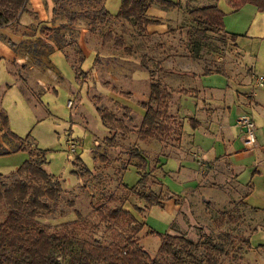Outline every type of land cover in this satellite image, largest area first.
Returning a JSON list of instances; mask_svg holds the SVG:
<instances>
[{
    "label": "rangeland",
    "instance_id": "rangeland-1",
    "mask_svg": "<svg viewBox=\"0 0 264 264\" xmlns=\"http://www.w3.org/2000/svg\"><path fill=\"white\" fill-rule=\"evenodd\" d=\"M101 1L105 2L92 0L87 7H99ZM115 1L116 13L120 6ZM178 3L175 10L164 6L168 13L163 26L156 30L140 29L111 12L112 16L99 21L92 31L89 19L67 18L66 9H80L67 0H28L16 19L2 23L0 43L12 48L16 55L7 62L0 49V111L4 110L8 116L7 129L20 138L5 132L0 121V172L10 174L29 157L30 150L43 149L47 160L44 166L61 180L65 189L53 212L43 211L38 218V223L48 229L74 230L80 236L96 237L106 244H125V237L132 235L151 257L158 256L160 238L156 233L148 234L149 228L162 234L184 233L195 241L209 236L227 249L228 254L221 256L222 264H264L263 229L256 230L250 238L252 247L259 252H247L248 247L240 241V235L250 229L252 221L249 209L240 211V199L245 191L240 189L239 195L227 167L221 170L229 180L224 175L215 176L213 169L209 171L212 164L197 154L186 153L188 161L180 163L171 156L183 151L189 138L184 135L182 116L176 111L175 94L179 85L172 86L168 81L172 77L178 80L177 74L182 77L208 67L224 70L227 63L239 62L238 52L218 26L206 29L205 36L199 39L200 48L195 51L193 41L197 32L194 30L207 24L203 21L205 17L191 15L190 10L206 5L207 1ZM147 14L158 16L148 11ZM109 30L114 39L103 42V34ZM119 37L131 48L130 52L115 43ZM80 43L94 50L86 56ZM260 48L257 65L264 64V40ZM82 56L84 73H77L74 66ZM29 65L35 66L30 78ZM253 73L264 74L252 72L251 79ZM154 81H160L171 91L169 112L175 130L168 135L143 139L139 133L145 112L141 103L148 100ZM97 105L122 119L130 131L113 128L110 123L105 125ZM237 132L234 128V133ZM111 136L113 143L108 141ZM68 139L76 142V149L69 148ZM196 139L203 141L200 134ZM131 149H138L147 161L145 187L136 186L143 169L135 164L138 158L130 157ZM161 156L164 163L160 162ZM194 158L199 168L192 164ZM85 167L91 172L87 173ZM198 171L202 183L193 190L180 192L194 186L186 175ZM250 175L247 173L248 178ZM167 182L179 193L172 192ZM252 182L254 189L250 196L261 206L264 177L256 174ZM149 190L166 198L162 205H150L140 196ZM71 200L73 204L69 203ZM108 200L122 201L125 209L145 223L143 228L134 232L126 216L112 223L102 221L93 208ZM76 210L85 217L83 224L70 223L79 218ZM5 214L1 209L0 225ZM62 261L67 264L68 259Z\"/></svg>",
    "mask_w": 264,
    "mask_h": 264
},
{
    "label": "trees",
    "instance_id": "trees-1",
    "mask_svg": "<svg viewBox=\"0 0 264 264\" xmlns=\"http://www.w3.org/2000/svg\"><path fill=\"white\" fill-rule=\"evenodd\" d=\"M27 1L0 0V25L5 21L16 19ZM67 1L80 7L79 10L66 9L67 18L70 21H74L78 17L89 19L92 31L96 29L99 21L112 16L102 1L99 7L93 8L87 7V4L92 0ZM154 2L168 7L178 6V3L172 0H122L114 16L131 21L140 29H145L150 23L160 22V19L147 14L149 7ZM245 3H252L264 11V0H232V6L235 8ZM190 14H199L206 18L203 21L207 26L205 28L197 27L194 30L197 34L193 45L197 51L200 48L199 39L205 36L206 29H210L212 26L223 27L224 12L216 4H210L193 8L190 10ZM232 37L235 38L236 35L232 34ZM112 39H114V34L111 30L103 34V42ZM115 43L118 46H124L126 51H131L129 46L124 45L121 37L116 38ZM83 60L84 56L78 59V65L74 66L77 73L83 72L81 69ZM158 63L159 61H157ZM215 70L221 69L216 68ZM204 71H212V69L208 67ZM170 97V89L160 81L151 83L148 100L141 103L145 108L139 127L141 138L168 135L175 130L172 123L173 116L169 112ZM97 110L105 125L110 123L113 128H120L124 132L130 131L122 119L116 117L106 108L97 105ZM7 119V114L1 110L0 121L2 128H5L4 131L11 137L20 138L13 131L7 129ZM108 141L113 143L114 136L109 137ZM20 147L22 144L19 145ZM129 155L131 158H138L139 162L135 164L143 169L136 186L145 187L147 161L138 149H131ZM46 162L43 149L37 147V151L30 150L29 157L10 174L4 175L0 172V210L4 209L6 213L0 225V264H64L62 258L68 259L67 264H222L221 256L228 254L222 242L213 241L209 236L195 241L184 233L162 234L149 228L148 234L156 233L160 238L158 256L151 257L140 245L139 240L132 235L125 237V244L113 242L106 244L96 237L89 239L80 236L77 232L74 233V230L46 228L38 223L39 216L43 211L53 212L56 202L65 194L61 180L44 166ZM123 167L126 168V164ZM85 171L91 172L87 167H85ZM140 196L146 199L150 205H162L163 200L166 199L153 190L141 192ZM51 202H53L52 206ZM69 203L73 204V201L71 200ZM93 210L102 221L107 223L126 216V221L132 224L131 228L134 232L140 231L145 224L138 220L132 211L125 209L122 201L116 203L114 200L112 202L108 200L94 207ZM76 214L79 218L70 223L75 225L80 222L78 225L83 224L85 217L79 210H76ZM240 237L242 243L247 247L250 246L244 231ZM196 252H199L200 255H197Z\"/></svg>",
    "mask_w": 264,
    "mask_h": 264
},
{
    "label": "crops",
    "instance_id": "crops-1",
    "mask_svg": "<svg viewBox=\"0 0 264 264\" xmlns=\"http://www.w3.org/2000/svg\"><path fill=\"white\" fill-rule=\"evenodd\" d=\"M104 1L108 10L115 13L114 11L117 9L115 7H118L116 1ZM121 1L118 0L119 6ZM172 1L178 3L180 0ZM201 1H207L206 5L216 4L223 10L222 30L232 42V48L235 49V52H238L239 62L237 64L235 62L227 63L224 70L220 68L221 70L214 69L207 72L204 70L196 71L195 74H186L182 77L177 74L178 78H175L178 80L172 77L171 81H168L172 86L179 85L175 94L177 98L176 111L177 114L182 116L184 135L187 139L189 138V143L185 145L183 151L181 150V152L171 156L178 158L180 163L182 160L188 161L185 157L186 153L192 156L197 154L205 162L212 164L209 171L213 169L215 176H225L221 169L227 167L232 175L231 180L236 185L235 189L245 191L240 199V211L250 210L248 216L249 220L252 221V225L250 224L251 227L248 231H244L250 243L247 252H259L257 251L258 248L252 247L250 238L256 230H264V209L261 208L264 203L258 206L250 195L254 189L252 180L255 175L259 174L264 177V97H262L264 87L259 89L258 86H254L251 73L256 71L264 73V64L257 65L256 62V58L261 54L260 47L264 40V11L258 9L252 3H245L235 8L232 6V0ZM176 8L177 6L168 7L170 10ZM148 13L158 15L153 18L160 19V22L147 25L148 29L156 30L158 26H163L164 23L162 22L168 10L158 2H154L149 7ZM232 34H235L236 37H232ZM1 45L0 49L4 51L5 56L2 55L9 62L10 58L15 57L16 52L7 45ZM80 45L86 56L94 50L90 45L83 43H80ZM34 68V65H29L27 69L28 77H31L30 74ZM12 72L14 73V71ZM172 74L170 73V75ZM22 79L28 82L25 77H22ZM259 104L260 106L256 108ZM252 105L253 107H250ZM243 113L251 114L256 123L257 139L251 147L245 146L242 128L236 122L237 117ZM234 128L238 130L237 134L234 133ZM197 134L202 136L203 141L196 139ZM205 140L211 143L205 144ZM191 161L193 165H198L195 158ZM160 162L164 163V159ZM247 173H251L249 178ZM186 177L192 179L194 186L180 192L185 193L193 190L202 183L199 171L198 174L196 172L189 173ZM167 185L172 192L179 193V190H175L169 182H167ZM238 193L241 195V190Z\"/></svg>",
    "mask_w": 264,
    "mask_h": 264
},
{
    "label": "built area",
    "instance_id": "built-area-1",
    "mask_svg": "<svg viewBox=\"0 0 264 264\" xmlns=\"http://www.w3.org/2000/svg\"><path fill=\"white\" fill-rule=\"evenodd\" d=\"M253 82L258 87H264V74L253 73L252 74ZM237 123L243 129V141L245 146L251 147L255 144L257 135H256V123L253 117L248 114H242L237 119ZM69 148L71 150L76 149V142L73 139H68Z\"/></svg>",
    "mask_w": 264,
    "mask_h": 264
}]
</instances>
